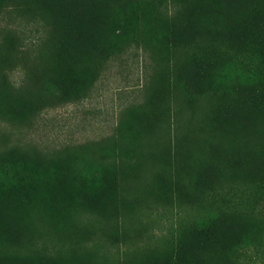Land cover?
<instances>
[{
	"label": "rangeland",
	"instance_id": "374dc122",
	"mask_svg": "<svg viewBox=\"0 0 264 264\" xmlns=\"http://www.w3.org/2000/svg\"><path fill=\"white\" fill-rule=\"evenodd\" d=\"M0 264H264V0H0Z\"/></svg>",
	"mask_w": 264,
	"mask_h": 264
},
{
	"label": "trees",
	"instance_id": "16d2710c",
	"mask_svg": "<svg viewBox=\"0 0 264 264\" xmlns=\"http://www.w3.org/2000/svg\"><path fill=\"white\" fill-rule=\"evenodd\" d=\"M196 236L199 238L200 244H204L207 242L214 243L215 240L214 232L213 231L209 232L208 230H204V229H200L198 232H196ZM187 247H190V244H187ZM188 250H190V248H187V251Z\"/></svg>",
	"mask_w": 264,
	"mask_h": 264
}]
</instances>
